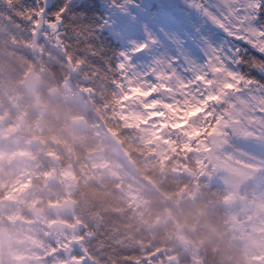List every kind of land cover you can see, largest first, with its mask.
Wrapping results in <instances>:
<instances>
[{
	"label": "snow or ice",
	"instance_id": "obj_1",
	"mask_svg": "<svg viewBox=\"0 0 264 264\" xmlns=\"http://www.w3.org/2000/svg\"><path fill=\"white\" fill-rule=\"evenodd\" d=\"M0 45L100 104L135 92L163 111L183 82L199 97L205 143L264 184V0H0ZM72 255L88 264L83 249ZM45 260L68 264L55 242Z\"/></svg>",
	"mask_w": 264,
	"mask_h": 264
},
{
	"label": "trees",
	"instance_id": "obj_2",
	"mask_svg": "<svg viewBox=\"0 0 264 264\" xmlns=\"http://www.w3.org/2000/svg\"><path fill=\"white\" fill-rule=\"evenodd\" d=\"M23 54L9 56L0 45V126L4 131H0V203H6L7 214H12L16 207L14 200L6 202L4 195L15 179L16 156L26 148L23 143L10 144L11 134L19 125L17 118L22 116L13 108L14 102L23 101L31 108L42 107L52 114L51 119L57 115L67 117L60 101L48 96L49 90L65 80L51 67H47L51 74L41 72ZM34 79L36 83L32 84ZM76 89L82 97L80 100L74 97L68 109L73 118H83L88 125L87 137L76 134L81 143L77 150L79 161L91 152H103L119 174L114 180H94L93 176L84 180L69 198L70 211L62 214L65 225L75 227L71 234L85 251L88 264H126L129 260L136 264L144 261L147 264H245L242 244L228 233L229 212L224 201L227 192L197 176L192 156L188 154L186 162L181 158L184 154L181 143L176 145L181 155L178 160L187 169L183 166L184 171L173 172L167 161L165 173L158 172L157 165L148 160L152 152L149 145L136 139L137 127L126 128L120 119L123 98L127 95L114 103L100 104L87 90ZM101 127L117 142L119 152L111 142L98 136ZM29 135L42 146L40 143L51 134L46 130L41 135L34 132ZM38 147L31 148V153H36ZM186 171L189 175L184 174ZM136 189L144 194L141 202H136L132 195ZM53 204L34 196L20 210L23 218L31 219V209L41 207L51 220L55 218ZM12 231L20 235L16 228ZM53 242L61 244L50 240L49 250L41 257L45 258L52 250ZM0 261L11 264L3 251Z\"/></svg>",
	"mask_w": 264,
	"mask_h": 264
},
{
	"label": "rangeland",
	"instance_id": "obj_3",
	"mask_svg": "<svg viewBox=\"0 0 264 264\" xmlns=\"http://www.w3.org/2000/svg\"><path fill=\"white\" fill-rule=\"evenodd\" d=\"M9 48L11 49V47ZM157 75L161 77L162 81L171 80V76L163 69ZM34 83H36L35 79L32 84ZM60 89L63 94H67L70 84L65 80L61 83ZM177 93L183 99H177ZM48 94L50 98H57L61 91L58 87H55L49 90ZM133 95V99H129L127 96L123 98L119 116L124 121L126 128L137 127L138 135L136 139L149 145L152 152L148 156V160L153 161L158 167V172L161 173H165L164 164L167 161L171 163L170 170L173 172L182 171L183 166L187 169L186 165H181L178 160L181 155H178L179 152L176 145L177 142H180L184 152L181 158L186 162L188 154L192 156L193 160H195L193 163L195 165L194 169L196 168L197 170V176L207 180L209 184L223 188L227 192V197L224 201L229 212L230 224L228 233L231 234L233 240L242 244L243 254H245L244 263L264 264V184L250 181L251 173L246 170V166L242 162L230 163L221 159L215 154L212 147L205 143V138L201 135L206 127L205 118L195 119L197 112L201 111V108L196 106L200 103L199 97L196 96L190 86L180 82L176 87L170 86L166 93V95L172 96L173 103L165 105L163 111H153L149 104H144L140 96H136L135 92ZM81 97L82 93H79L77 100H80ZM152 104H155V102H152ZM17 120L19 125L12 133L22 132L23 130L24 132L23 134L17 133L13 135L10 138V144L16 146L22 143L27 144L28 141L30 145H33V137L27 135L28 120L26 118L25 120L17 118ZM73 122L75 126L82 123L80 120H74ZM0 131L4 132L3 127H0ZM97 132L99 137L108 140L116 146L119 152L117 142H115L109 132L102 127ZM58 139L63 141L60 136ZM40 144L44 145V147L46 146L44 141ZM64 150H70L68 143L65 145ZM52 153L54 152L52 151ZM29 156L30 158L33 157ZM17 157L18 177L15 183L11 184V190L7 192L8 198L10 197L9 193L15 191L10 198L14 200L13 207H16L14 208L16 210L19 205L20 207H25L29 200L35 196L33 191L35 189L32 186H27L26 178L28 177V171L33 175L30 168L32 169L31 165L34 160L30 159L28 162V156L22 154ZM39 158L49 166L47 161L51 158L50 156L47 157L42 154ZM71 158L72 156H70V160ZM88 159L94 168L96 175L93 178L94 180H103L105 178L114 180L118 178L117 170L114 165L112 166L106 160L103 152H91L88 155ZM66 167L67 169L63 171V174H71L69 166ZM24 174L25 177H23ZM184 174L189 175L187 171ZM65 185L66 193H72L76 187L73 176L65 180ZM50 191L45 190L44 193L39 190L40 193L48 195ZM54 193L58 195V190L54 191ZM196 193V191L192 193L191 197ZM14 194L17 197L16 199L13 197ZM132 195L136 198V202H141V198H144V194L139 189L133 190ZM29 197L30 199L28 200ZM58 197L60 200L62 199L61 194ZM47 202L53 204L51 201ZM0 207V249L2 250V247H5L3 252L8 254L11 264H47L45 258L41 257V255L49 250L50 240L61 243L60 245L68 258V264H81V261L75 260L72 255L73 252L77 253L81 249L79 241L74 237V234H71L75 232V227L68 228L62 215L64 211L69 212L71 209L69 208V200L60 204L56 199L55 204L51 206L55 209V218L51 220L47 218L45 209L41 207L31 209L33 210L31 219L23 218L21 211L10 217L5 211L6 203L0 204ZM5 215L6 219L4 220ZM3 224L5 226H2ZM13 228H16L20 235L14 234ZM21 230L26 233H22ZM83 257H85V251H83Z\"/></svg>",
	"mask_w": 264,
	"mask_h": 264
}]
</instances>
